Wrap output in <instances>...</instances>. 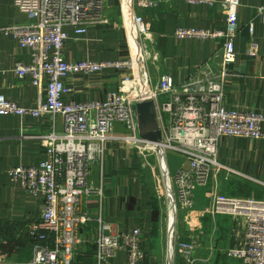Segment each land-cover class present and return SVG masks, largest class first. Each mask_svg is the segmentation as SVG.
I'll use <instances>...</instances> for the list:
<instances>
[{
  "label": "built area",
  "instance_id": "2783aa9c",
  "mask_svg": "<svg viewBox=\"0 0 264 264\" xmlns=\"http://www.w3.org/2000/svg\"><path fill=\"white\" fill-rule=\"evenodd\" d=\"M168 1V0H167ZM190 5L219 8L225 17L224 28L208 30L196 27H178L173 37L177 40L220 41V68L214 70L206 62L198 66L179 84L170 76H161L151 82L148 66L157 61L147 43V27L141 16H129L133 45L129 54L116 60L67 61L62 50L67 39L66 29L75 38L82 37L91 26L105 24L106 0H12L14 9L27 20L24 24L0 27V35L15 40L29 53L28 63H16L12 72L27 78L38 91L44 89L33 107H23L0 95V117H51L59 120L61 132L54 130L38 137L44 148V158L37 165L17 166L7 170L10 183H19L32 197L42 199L38 221L27 227L26 235L32 243V259L25 264H74V252L79 244L80 228L96 223L95 264L113 260L124 253V264H141L145 254L141 249L139 228L116 230L104 219V187L89 183L90 170L102 166L108 141L129 145L141 143L135 104L152 101L161 135L163 151L174 152L182 159L171 182L174 213L183 215L184 232L193 233L204 213L229 215L239 219L244 246L229 249L227 257L238 264H264V198L228 197L213 194L210 206L195 212L193 193L206 186L214 175L225 171L236 173L218 161L222 138L249 140L264 139V115L252 110L227 109L225 87L228 67L236 61L234 39L238 34V0H183ZM169 2V1H168ZM140 8L156 6L152 0H136ZM264 27V5L256 9ZM250 34L253 26L249 25ZM256 47L251 40L247 50L253 55ZM116 71L122 77L116 90L104 100L76 102L65 99L71 88L65 84L70 75H92ZM121 125L125 135L113 136L115 125ZM264 186V183H263ZM95 198L96 216L93 218L83 204ZM168 243V235H167ZM171 255L166 264H173L177 249L187 264H195L194 240L170 238ZM168 253V251H167Z\"/></svg>",
  "mask_w": 264,
  "mask_h": 264
},
{
  "label": "crops",
  "instance_id": "0c3cea01",
  "mask_svg": "<svg viewBox=\"0 0 264 264\" xmlns=\"http://www.w3.org/2000/svg\"><path fill=\"white\" fill-rule=\"evenodd\" d=\"M152 1L157 5L140 8L136 0H106L105 24L89 27L87 33L78 38L74 37L72 30H65L67 39L62 50L64 59L106 61L127 56L133 45L130 23L125 17L128 14L144 19L148 31L147 43L157 55V61L148 66L151 82L167 75L175 84H179L206 62L214 70L219 69L220 41L177 40L173 33L178 27L208 30L224 28L225 17L220 9L190 5L183 0ZM238 1L239 31L234 39L236 61L228 67L230 76L225 87V106L227 109L252 110L264 115V27L256 11L264 5V0ZM26 22L25 17L14 9L12 0H0V27ZM250 24L253 26L252 34L249 32ZM251 40L256 44L253 55L247 53ZM28 61L29 53L26 49L20 48L12 38L0 35V95L23 107H33L39 98L43 99L45 96L44 89L38 91L27 78L19 79L12 72L16 63L26 64ZM121 77V73L116 71L70 75L64 81L71 88V93L65 99L76 102L104 100L108 93L116 90ZM119 127L125 135V129L121 125ZM53 130L61 132L59 120L53 122L49 116L0 117V246H5L4 252L0 249V264H25L32 259V243L27 239L26 230L30 224L39 220L43 207L41 198L27 194L19 183H10L6 172L17 166L37 165L43 160L44 148L38 137ZM123 144L126 143L112 140L107 142L105 161L102 166L94 165L91 168L89 183L92 186H97L100 182L103 184L105 222L116 230L141 229L144 264H148L150 253L146 252L145 243L151 239V207L145 204L146 195L141 197L142 193H136L140 183L138 153ZM218 161L236 175H227L223 171L211 177L206 186L197 187L193 193L192 209L195 212L206 211L213 194L226 191L231 193L236 185L244 182L260 188L264 196V139L222 138L218 148ZM175 172L171 174L169 170L172 177ZM162 180L164 182L163 178ZM141 200L145 208L140 204ZM85 207L95 218L94 197L83 204L82 208ZM96 228L95 222L80 228L79 244L74 252L75 264H95L93 241ZM177 240L195 241L196 264H238L237 260L227 257L226 251L244 246L238 218L209 213L200 217L199 225L193 233L182 230ZM11 241H16L19 245L12 249ZM124 262L125 255L119 252L105 264ZM173 264L187 263L175 255Z\"/></svg>",
  "mask_w": 264,
  "mask_h": 264
},
{
  "label": "rangeland",
  "instance_id": "374dc122",
  "mask_svg": "<svg viewBox=\"0 0 264 264\" xmlns=\"http://www.w3.org/2000/svg\"><path fill=\"white\" fill-rule=\"evenodd\" d=\"M166 76V75H164ZM120 125L116 124L114 131L111 135L120 136L123 135L122 130H120ZM139 132V129H138ZM139 141L141 143L137 145H128L123 144L131 148L134 151L138 158V173H139V186L136 189V193H142L141 197L146 195L147 203L146 206H151L154 208L155 213H157L156 224L157 228L153 231L152 235L149 236V240H147V253H150V257L148 258V264H166V254H167V235H168V199L166 188L164 187L165 182H163L161 178V168L160 161L158 159L156 149L153 148L152 145H148L147 142L150 140L149 136L146 134L138 136ZM153 143V142H152ZM165 158L167 161V166L170 170V173L173 174L176 169L182 164L183 159L174 152H165ZM165 160V159H164ZM166 166V165H165ZM167 169V168H166ZM141 175V177H140ZM169 179V176H167ZM170 180H173L170 176ZM229 191L223 192L222 194L228 197H234ZM252 198V197H251ZM105 199V194L103 193V201ZM150 202V204L148 203ZM140 204L143 206L144 202L141 200ZM144 205V208L146 207ZM142 208V210L144 209ZM183 215L179 212L174 213L172 231L174 239L177 240L182 230H184V226L182 223ZM140 229V228H139ZM141 233V229H140ZM143 240V236L141 234V241ZM144 249V247H143ZM145 251V250H144ZM180 252L175 249L174 256L176 258H182ZM142 264V263H141Z\"/></svg>",
  "mask_w": 264,
  "mask_h": 264
},
{
  "label": "bare ground",
  "instance_id": "6f19581e",
  "mask_svg": "<svg viewBox=\"0 0 264 264\" xmlns=\"http://www.w3.org/2000/svg\"><path fill=\"white\" fill-rule=\"evenodd\" d=\"M151 132H154V129L151 130ZM152 136L154 133L151 134ZM153 142V143H152ZM148 145H152L154 149H156V153L158 156V159L160 161V165L162 166L161 168V173H162V178L164 179L165 182V188H166V195L168 199V243H167V251H168V257L171 255V246H170V238H171V233H172V224H173V217H174V197L172 193V188H171V182H169V179L167 176H169L168 170L166 169L167 167L165 166V160H164V151H163V145L161 143L160 137L154 135L152 140H149L147 142Z\"/></svg>",
  "mask_w": 264,
  "mask_h": 264
},
{
  "label": "water",
  "instance_id": "95a60500",
  "mask_svg": "<svg viewBox=\"0 0 264 264\" xmlns=\"http://www.w3.org/2000/svg\"><path fill=\"white\" fill-rule=\"evenodd\" d=\"M135 110L137 113L138 129L140 135L146 134L149 139L152 140L153 136L160 137V131L156 122V114L154 104L152 101H139L135 104ZM154 129V132L151 130ZM154 133L152 136L151 134ZM196 264V263H195ZM197 264H207L205 262H199Z\"/></svg>",
  "mask_w": 264,
  "mask_h": 264
},
{
  "label": "trees",
  "instance_id": "16d2710c",
  "mask_svg": "<svg viewBox=\"0 0 264 264\" xmlns=\"http://www.w3.org/2000/svg\"><path fill=\"white\" fill-rule=\"evenodd\" d=\"M234 193H232L233 195H235V197H252L255 199H263V191L252 185V184H248L246 182L242 183V184H238L235 187V190L233 191ZM150 204V202H149ZM151 207V206H150ZM156 217H157V213H155L154 208H151V230L149 232V235H152L153 231L157 228V224H156ZM27 239L31 242V240L27 237ZM12 242V246L11 248L13 249L14 247L18 246V242L16 241H11ZM0 249L2 250V252H4L5 246L1 245ZM141 249L143 250V245H142V241H141ZM145 262V258L142 261V264H144ZM75 264V263H74Z\"/></svg>",
  "mask_w": 264,
  "mask_h": 264
}]
</instances>
